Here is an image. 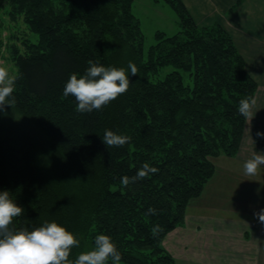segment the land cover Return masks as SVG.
Wrapping results in <instances>:
<instances>
[{
	"label": "trees",
	"instance_id": "trees-1",
	"mask_svg": "<svg viewBox=\"0 0 264 264\" xmlns=\"http://www.w3.org/2000/svg\"><path fill=\"white\" fill-rule=\"evenodd\" d=\"M162 1L175 10L179 30H157L144 50L132 0H0V12L10 5L0 60H10L17 77L15 103L0 111V192L24 210L10 227L56 222L73 233L80 244L70 260L104 234L120 264H175L165 236L183 224L189 201L213 175L211 158L238 151L239 101L255 96L256 81L219 23L199 26L182 0ZM89 60L124 68L130 86L101 110L78 113L63 89ZM105 130L131 140L107 147ZM144 163L159 171L120 183ZM150 207L156 215H145ZM156 224L163 231L153 237Z\"/></svg>",
	"mask_w": 264,
	"mask_h": 264
},
{
	"label": "crops",
	"instance_id": "crops-1",
	"mask_svg": "<svg viewBox=\"0 0 264 264\" xmlns=\"http://www.w3.org/2000/svg\"><path fill=\"white\" fill-rule=\"evenodd\" d=\"M182 0L199 26L219 23L231 35L245 68L257 83V104L245 120L238 151L212 157L213 175L192 198L184 222L170 231L163 246L175 264H264V166L244 174L243 164L264 153V0ZM204 198V200H203Z\"/></svg>",
	"mask_w": 264,
	"mask_h": 264
},
{
	"label": "clouds",
	"instance_id": "clouds-1",
	"mask_svg": "<svg viewBox=\"0 0 264 264\" xmlns=\"http://www.w3.org/2000/svg\"><path fill=\"white\" fill-rule=\"evenodd\" d=\"M90 67L85 74L78 78L72 74L64 89L63 97L73 96L77 102L75 110L78 113H91L99 111L118 96L126 93L130 86L129 75L124 68L105 67L98 62L88 61ZM130 74L136 76V65L129 62ZM17 77L11 75L5 67H0V111L5 106L15 103L12 94L15 90ZM257 99L254 96L243 98L239 101L238 112L245 120L251 121L256 112L254 109ZM256 136L264 138V132H257ZM131 140L127 135H119L111 130H105L102 138L107 147H122ZM264 166V153H254L244 162V174L255 176ZM158 168L144 163L133 177L124 176L120 183L123 186L135 183L138 180L155 174ZM23 208L18 206L10 197L8 191L0 192V264H108L109 259L113 264H120L121 253L108 235H97L94 248L80 253L76 259L70 260L72 248L78 247L80 241L65 227L56 222H45L33 230L27 228L15 229L10 227L14 218L20 217ZM155 208H148L145 215H156ZM261 223H264V209L254 214ZM163 231L159 224L151 228V234L156 237Z\"/></svg>",
	"mask_w": 264,
	"mask_h": 264
},
{
	"label": "rangeland",
	"instance_id": "rangeland-1",
	"mask_svg": "<svg viewBox=\"0 0 264 264\" xmlns=\"http://www.w3.org/2000/svg\"><path fill=\"white\" fill-rule=\"evenodd\" d=\"M9 8V3H6L0 12V29L3 27L9 28ZM132 12L140 21L144 37V50L155 42L154 34L157 30H162L168 35L174 34L179 30V22L175 10L162 0H132ZM6 33L5 29L2 32V37ZM30 34L33 39L37 40L36 34ZM0 67H5L11 75L16 72V67L8 59L0 60ZM87 250L90 251V248Z\"/></svg>",
	"mask_w": 264,
	"mask_h": 264
}]
</instances>
